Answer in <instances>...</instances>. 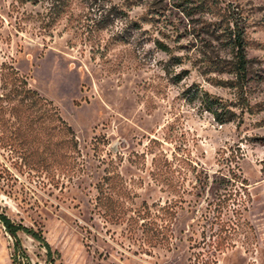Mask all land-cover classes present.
I'll use <instances>...</instances> for the list:
<instances>
[{
    "label": "rangeland",
    "instance_id": "1",
    "mask_svg": "<svg viewBox=\"0 0 264 264\" xmlns=\"http://www.w3.org/2000/svg\"><path fill=\"white\" fill-rule=\"evenodd\" d=\"M17 88L70 126L71 159ZM233 175L243 231L217 264H264V0H0V214L41 238L19 252L0 225V264H189ZM143 203L176 204L172 245L129 221Z\"/></svg>",
    "mask_w": 264,
    "mask_h": 264
},
{
    "label": "trees",
    "instance_id": "2",
    "mask_svg": "<svg viewBox=\"0 0 264 264\" xmlns=\"http://www.w3.org/2000/svg\"><path fill=\"white\" fill-rule=\"evenodd\" d=\"M198 5L199 6L196 7L199 8L200 11L207 12L209 10L208 7H205L204 2ZM227 37L228 41H230L229 43H231V47L233 49H237V65H235V68L233 70V73H237L244 69L245 65L244 56L241 52L242 41L238 33H233V35H231V32H229V36ZM232 37L233 40L231 39ZM14 93L15 95L20 96V100L17 107L13 108L12 110L20 115L23 114L25 121L29 122L28 124H34V122H36L37 124L43 123V120L48 121L50 123L49 131L51 134L58 130V132H61L64 136V139L61 143L55 142L52 145L54 147H57L59 144H65L64 157L67 159H71V155L77 147L75 135L70 126L65 124V122H63V120L60 118L52 104L43 100L37 92L29 89L23 90L21 88H17ZM25 101L28 102L27 105H25ZM204 105L207 111H209L213 115L214 119L217 120L218 123L224 124L231 121L230 116H223L229 112L226 110L224 104H222L220 100L208 97L205 98ZM34 109L35 113L37 114H35L34 117L30 119V114L28 116L27 111ZM41 110L42 113H39V111ZM59 124L62 125L60 129ZM106 180L108 181L109 178H107ZM199 181L200 180L197 179V182ZM235 182H237V180L235 179L234 175L231 178L225 176L219 178V184L223 186L224 191V194H222L223 200H219L217 204H215L216 208L214 211H212L213 215L210 217V219L213 220V225H216V229H214V227L209 229L210 235L208 236V239L206 236H203L201 238V241H193L189 248L195 249L196 252L191 254L189 264H217V256L228 250L229 248H233V241L241 235L243 231L241 212L246 200L242 198V195H240V192L238 190L233 188ZM153 207L154 205L148 206L146 203H143L141 209L137 212L136 215V218L138 219L135 220L133 218H130L129 221H132L133 224H137L139 219L143 220L144 218H150L152 222L149 223V225H151V228H148L150 234H147V243L150 244L151 241H153L154 245L170 246L172 245L171 240L173 239V235L170 232L168 223H171L169 218H175L176 204L166 203L165 205L160 206L158 211L156 210V215H153V213L151 212ZM208 215L209 214L205 216L203 215V219H208ZM154 219L161 222V227L159 226V229L154 227L155 225H157L155 224ZM0 225L6 230V232L13 240L15 249L20 252V242L17 238L16 233L18 231L28 232V230L11 223L5 216L1 214ZM28 233H30L34 239L40 241L41 238H39V236H37L34 232L30 231ZM190 241L192 240L190 239ZM44 247L49 251V247L47 244H44Z\"/></svg>",
    "mask_w": 264,
    "mask_h": 264
}]
</instances>
